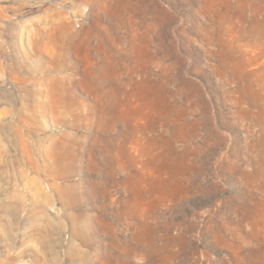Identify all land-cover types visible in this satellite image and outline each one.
<instances>
[{"label":"rangeland","instance_id":"374dc122","mask_svg":"<svg viewBox=\"0 0 264 264\" xmlns=\"http://www.w3.org/2000/svg\"><path fill=\"white\" fill-rule=\"evenodd\" d=\"M0 264H264V0H0Z\"/></svg>","mask_w":264,"mask_h":264}]
</instances>
